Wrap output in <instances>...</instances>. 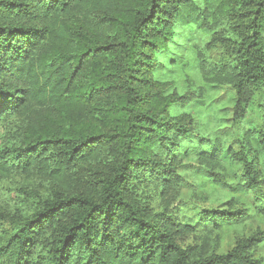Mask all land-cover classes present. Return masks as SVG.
<instances>
[{"label":"trees","instance_id":"16d2710c","mask_svg":"<svg viewBox=\"0 0 264 264\" xmlns=\"http://www.w3.org/2000/svg\"><path fill=\"white\" fill-rule=\"evenodd\" d=\"M178 27L207 36L198 93L230 92L236 122L261 113L241 138L200 137L188 154L214 185L230 173L239 183L227 187L264 214V0H0V124L20 127L0 145V177L48 183L29 212L0 213V264H264L258 234L223 253L209 236L180 243L249 213L196 208L181 220L168 205L194 136L171 110L202 102L165 95L154 77ZM155 183L158 213L138 193Z\"/></svg>","mask_w":264,"mask_h":264},{"label":"rangeland","instance_id":"374dc122","mask_svg":"<svg viewBox=\"0 0 264 264\" xmlns=\"http://www.w3.org/2000/svg\"><path fill=\"white\" fill-rule=\"evenodd\" d=\"M207 36L195 28L178 27L175 35L168 44L167 50L158 56V68L154 77L163 83L165 95L185 96L189 91L194 92L201 103L191 102L173 107L171 113L181 116L186 120L193 131L194 136L190 141H185L178 156L176 173L180 177L181 184L171 189L167 195V202L171 210L181 220H190L195 217L196 208H214L219 210L246 209L249 217L242 223L226 226L220 230L186 236L180 243L183 246L201 245L209 236V245L213 244L220 253L230 249L236 240L258 234L262 240L256 252V256H264V214L257 210V203L248 195H240L230 190L227 184H236L232 175L222 176L226 186L212 181H206L196 161L195 154H188L196 145L198 138L213 139L222 138L224 144L233 141V136L241 138L243 132L258 121L260 112L249 110L241 121H234L232 116V101L230 92L223 94L220 90H210L198 93V86L203 82L197 70L198 53L204 51ZM257 103H263L262 97H258ZM20 127L18 120L0 124V145L4 140L17 143ZM214 138V139H215ZM205 146V145H204ZM239 183V182H238ZM47 181L35 174L17 175L7 178L0 177V213L12 214L15 212H29L34 206L36 195L47 192ZM138 193L152 213H158L164 206L160 198V186L155 183L147 187L138 188ZM33 202V203H31ZM208 247V245H207Z\"/></svg>","mask_w":264,"mask_h":264}]
</instances>
